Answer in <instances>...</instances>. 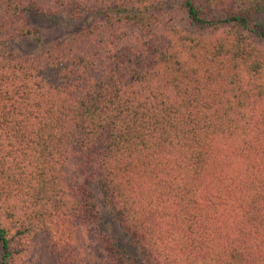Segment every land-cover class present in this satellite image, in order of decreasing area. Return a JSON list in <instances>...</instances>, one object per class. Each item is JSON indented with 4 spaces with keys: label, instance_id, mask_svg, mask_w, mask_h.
<instances>
[{
    "label": "trees",
    "instance_id": "16d2710c",
    "mask_svg": "<svg viewBox=\"0 0 264 264\" xmlns=\"http://www.w3.org/2000/svg\"><path fill=\"white\" fill-rule=\"evenodd\" d=\"M40 1L88 24L30 57L0 2V264H264V0Z\"/></svg>",
    "mask_w": 264,
    "mask_h": 264
},
{
    "label": "rangeland",
    "instance_id": "374dc122",
    "mask_svg": "<svg viewBox=\"0 0 264 264\" xmlns=\"http://www.w3.org/2000/svg\"><path fill=\"white\" fill-rule=\"evenodd\" d=\"M13 1L21 7L23 3H32L33 0ZM34 1H36L37 5L43 3L41 7L51 11V13H55V18H41L30 12L24 13L19 11V18L17 19L16 24L20 27L39 28L41 30L42 37L41 41H35L34 38L31 37V39L29 38L18 41L14 45L18 54L20 51L21 53L31 57L37 52L42 51V48L44 47V49H46L51 46L64 43L65 41H69L72 38V35H75L74 33H76L81 26L88 24V22L83 23L82 21H68L66 16L62 14L56 6H52L50 2L40 0ZM0 2L4 4V0H0ZM1 15H3V8H0V17ZM125 39L126 38L124 36H114L109 39L106 38L103 41V44H98L92 50H98L101 54L107 47L110 49L113 47H123L126 45ZM87 178H89L88 172L84 166H81L77 175L78 182L83 185ZM88 188L93 195V202L98 212V218L89 225L80 226L79 230L81 232L82 239H79V245L82 247L83 243L95 244L99 235L107 234L121 246L127 248L130 240L128 237L122 235L118 222L110 212V208L103 203V195L94 179H91V183L88 184ZM16 264H19V261H17Z\"/></svg>",
    "mask_w": 264,
    "mask_h": 264
}]
</instances>
